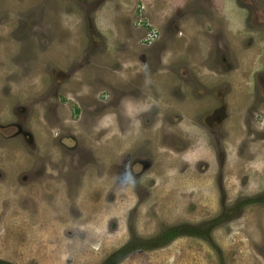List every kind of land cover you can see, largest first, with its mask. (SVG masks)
I'll list each match as a JSON object with an SVG mask.
<instances>
[{"label": "rangeland", "instance_id": "obj_1", "mask_svg": "<svg viewBox=\"0 0 264 264\" xmlns=\"http://www.w3.org/2000/svg\"><path fill=\"white\" fill-rule=\"evenodd\" d=\"M0 1L1 29L21 24L20 31H0L3 73L10 75L2 82L8 83V93L0 94V124L12 121L13 91L17 99H27L29 109L25 133L10 136L13 127H0L1 258L21 264H100L126 241L171 223H200L197 228L205 233L203 221L223 212L220 219H225L208 231L209 242L203 234H179L160 246L136 247L114 264H219V259L264 264V0ZM5 2L13 4L6 9ZM42 9L45 15L26 18ZM43 16L46 30L36 39L29 32ZM143 23L156 29L158 40H142ZM93 50L85 58L91 71L80 72L89 85L80 84L73 61ZM46 57L67 71L60 76L72 75L49 98L43 82ZM204 59L212 76L230 84L227 120L242 123L227 125L224 133L205 131L210 140L214 135V157L194 163L197 169L178 171L172 151L158 155L155 142L164 120L178 117L163 64L185 60L200 72ZM186 81H180L182 91L189 90ZM154 83L162 89L154 91ZM122 85L131 86L130 93L121 95ZM122 99L146 100L145 115L131 120L128 115L126 122ZM178 107L191 117V107ZM30 137L33 145L26 140ZM136 152L148 158L155 152L156 161L146 170L144 164L142 171L134 164L131 170L127 156ZM256 195L260 201L235 208L237 199Z\"/></svg>", "mask_w": 264, "mask_h": 264}, {"label": "flooded vegetation", "instance_id": "obj_2", "mask_svg": "<svg viewBox=\"0 0 264 264\" xmlns=\"http://www.w3.org/2000/svg\"><path fill=\"white\" fill-rule=\"evenodd\" d=\"M103 1L104 0H102L100 2H103ZM247 1L248 0H246V2ZM1 4L2 3L0 1V7H1L0 11L3 13V10H5V8L2 9ZM12 4H13L12 2H5L6 9L8 8V6H11ZM38 4H40V3H38ZM33 6L31 5V7H33ZM41 6H42V4H41ZM36 10H34L33 12L30 11V13H27L28 16L26 18H28V17L37 18L34 15L39 14V13H42L45 15L44 9H42V11H40V10L36 11ZM91 12H89V13H91ZM91 15H92V13H91ZM2 16H3V14H2ZM142 19H143V17H142ZM142 19L139 18L137 24L140 25V22ZM0 20H1L0 21V31L3 34L8 33L10 31L16 32V31L21 30V28H19V26H21V24H16L15 28L12 27V26H14V24H12L9 26H5L4 28L1 29V26H4L2 24L3 17H0ZM91 20L93 21V19H91ZM46 25H47V23L45 24V19L43 16L41 22H39L37 24V27H32L30 29L29 34L31 36H35V35L37 36L38 33H39L38 36L42 35L43 32L46 30ZM142 25L145 26V23H143ZM40 26H41V28L39 29ZM91 29H92V27H91ZM145 29H146L145 36L142 38L143 41H145L147 43H151L152 41H154L156 39L158 40L159 33L156 31V29L151 28V29L147 30L146 26H145ZM38 36L36 37V39H38ZM153 36L156 38L154 39ZM171 39L172 40L176 39L175 33H172ZM45 42H46V40H45ZM44 47H45V45H44ZM97 49H99V48H97ZM161 49L162 48H160V50L158 52V56L160 55V51H162ZM95 51H98V50H95ZM89 52L91 53V56H92L94 50L93 51H86L84 54L81 53L82 55L80 56V58L76 57L73 61L74 67L77 68V71L80 74V76L77 78L78 81L84 79V77H81L82 75L80 72H84L85 69L91 71V69L93 67V65L91 67H87L88 61L85 60L86 55L87 54L89 55ZM43 55H44V53L42 54V56ZM60 60L62 62V59H60ZM179 61L178 62L177 61L176 62L175 61L174 62L166 61V63L163 64V71L169 73V77L172 79V82H173V84L170 83L169 87L171 88V95L173 96L172 99L174 100L173 102H174V105L176 108L175 113L178 114V117L172 116L169 120L163 119L165 122V123H163L164 124L163 127H165V128H162L159 131L160 136L155 139V142H157L156 143L157 148H160L157 151L158 155L165 154L166 151H172L171 155H172V158L174 159L173 160L174 162L172 161V163H174L173 167L175 169L177 168L178 171H180V170H182L181 166L182 167L185 166L186 168L183 171L186 172V171H188V169L190 167H193L196 169L199 168V165L195 166L194 163L197 164L200 161L201 162L204 161V163H206L205 161L207 159H209L210 156L214 157L215 150H217V148L215 146L216 144L213 141L214 135L211 136V140H210L206 134H208L211 131L224 133V131H225L224 129H227V125H230V127H232V126H234V127L239 126L240 127L242 122L236 120V122L233 124L232 122L227 120L228 114L226 112V106H227V104H229L227 101V95L230 93L231 87H230V84H228L225 80L219 79V77H216V75L212 76L210 74L211 73L210 63L208 62L207 59H206V61L204 59V61L202 62L203 63V65H202L203 70L200 72L198 70H194V69H193L194 71H192L189 68L188 63L185 62V60L180 61V62ZM103 66H101V67H103ZM32 67L33 66H31V68H30V64H29V68L26 71V75L24 77L28 78L30 76ZM104 67H106V66H104ZM43 68H44L43 82L45 83V86H46L45 93H47L46 97L49 98L52 90L53 89L61 90L63 84L66 83V81L69 78H71L72 75H70V73H66L64 77L60 76L62 73L67 72V71L61 67V64L52 63L49 60V57H46V59H44ZM3 69H4L3 68V61L0 57V94L6 96L8 93V91H6L8 89V83L7 82L10 79V75H8L7 72L3 73ZM111 71H114V70L111 69ZM183 71L186 72L185 75H184ZM193 72H197V75H195ZM261 72L264 73V63H262V65H261L260 73ZM5 79L7 82L5 81V83H2ZM113 79H114V76H113ZM183 79H186L189 81H186ZM213 79H215L217 81L209 82ZM180 81H186L184 83L187 86V88L189 87V90H188L189 92L188 91H182L183 85H181ZM82 83H84L85 85H89V83L85 82V80L80 82V84H82ZM263 85H264V83L262 82V86ZM122 86H123V88H121V95H124L125 93H130L131 86H129V85L128 86L122 85ZM158 89H162V88L158 84L154 83V91L158 90ZM205 91H208V92H205ZM207 94H208V96H207ZM11 95H14V96L11 97V99H10L11 102L9 101L10 105H8V109H10L12 121H11V123L0 124V127L1 128L3 127L4 130H6L8 127H13L14 131L12 132V134H10V136L18 134L19 131H21L23 133H25V131H28L25 116L29 110L26 108L28 102L24 101L27 99H17V92H15V91H13V94H11ZM151 96L156 97L154 94H152ZM210 97H211V99H210ZM141 98H142V95H139V99H141ZM256 99L262 100L263 98H256ZM3 100L4 99H0V103H2ZM210 100H211V104H210ZM122 101H123L122 106H124V109H125V111L123 112V119H125L126 122L128 121V118H129L128 115L130 116V120L132 117H134L136 115H139V114H142V116L145 115L146 106H147L146 100H142V101L138 100V102H130L129 101L127 103H126L125 99H122ZM188 101H189V103H195V105L187 104ZM9 102H7V103H9ZM18 103H24L25 107L24 106L18 107ZM259 104H260V102L255 103L256 106H258ZM178 106L188 107V108L191 107V111L189 112L191 117L188 118V114L183 116V114L180 112V109ZM206 107H209V109H208L209 112L208 113L206 112L203 115L202 112H204V109ZM196 108L198 110H201V111L199 113H193V111H195ZM184 109L186 111H189L186 108H184ZM111 110H112V108H111ZM96 111H98V109ZM73 112H74V110H73ZM111 112H113V111H111ZM185 119L189 121V122L186 121L187 124L182 123V121ZM174 129H175V131H174ZM164 131L167 132V135L163 133ZM205 131H207L208 133H206ZM21 135H24V134H21ZM30 138L26 139V140L30 141V143L32 144V138H31V140H30ZM146 142H147V140H146ZM220 142H221V140H220ZM137 147L133 148L134 150L129 149V152L132 151V153H133L135 151V149H137ZM145 152H148V151L146 150ZM222 154H223V150L221 149V154H219V157L222 158L223 157ZM142 155H143L142 153L137 154V152H136L134 154V156L129 158V154H128L127 158L129 161V165L127 166V168L129 167L131 170L134 169L133 168V164H134L135 168L138 166L139 170L142 171L141 167L143 166V164H144V168L146 170L153 165V161L154 162L156 161L155 157H154L155 152L152 154V156L150 155L149 158L147 156H142ZM145 158H148V159H145ZM119 161H120L119 157H116V163ZM109 163H111L110 166L114 165V162L112 161V159L109 160ZM116 166H117V168H119L118 164H116ZM157 166L159 167V165H157ZM106 168H107V166H106ZM159 168H161V166ZM120 169H121V167H120ZM220 174H221V172H220ZM107 177H108V175H107ZM260 197H261L260 195H256L255 197H252V198H255L254 200L245 201V202L246 203L257 202V201L261 200ZM237 201H239V202L237 203ZM237 201H236L237 205L235 208H237L239 206L242 207L245 204V203L241 202L242 198L237 199ZM218 214L222 215L223 212L218 213ZM217 215H214V216L208 218L206 221H203L202 224L205 226V233L200 232V230L197 228V227H199L198 225H200V223L196 224V225H192L190 223L186 224V222L185 223L177 222V223L183 224L182 228L191 230L190 233H184L183 232V233H179V234H194V235L203 234V235H206V236H204L205 240H207L206 242H209V240H210L209 239L210 233L208 232L209 229L212 228V226L218 224L219 222H221L225 219V217L223 219H220L222 217L221 216L218 220H214V218H216ZM171 224H173V223H171ZM179 234H177V235H179ZM177 235H175V236H177Z\"/></svg>", "mask_w": 264, "mask_h": 264}, {"label": "trees", "instance_id": "obj_3", "mask_svg": "<svg viewBox=\"0 0 264 264\" xmlns=\"http://www.w3.org/2000/svg\"><path fill=\"white\" fill-rule=\"evenodd\" d=\"M255 198L247 197L242 199V203L245 201H252ZM221 217V214H218L214 220H218ZM183 224L181 223H173L168 224L161 227L158 231L149 235L147 237H140L139 239H130L126 241L121 246L117 247L116 250L108 254L100 264H114L118 258H120L123 254L130 252L132 249L138 248H152L156 246H160L168 242L171 238L179 233H190L191 230L182 228ZM216 247V246H214ZM0 264H21L16 261H11L5 258L0 257ZM219 264H223L219 259Z\"/></svg>", "mask_w": 264, "mask_h": 264}]
</instances>
